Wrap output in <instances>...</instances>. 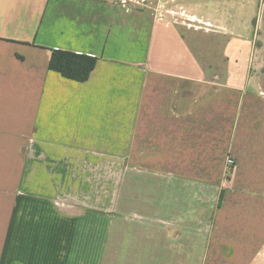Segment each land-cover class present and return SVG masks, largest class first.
I'll use <instances>...</instances> for the list:
<instances>
[{"label":"crops","instance_id":"1","mask_svg":"<svg viewBox=\"0 0 264 264\" xmlns=\"http://www.w3.org/2000/svg\"><path fill=\"white\" fill-rule=\"evenodd\" d=\"M212 1L208 17L197 0L196 16L216 28L223 64L191 57L177 20L118 0H0V264L262 255L264 78L253 21L264 27V12L254 0ZM54 49L96 56L89 79L50 69Z\"/></svg>","mask_w":264,"mask_h":264},{"label":"rangeland","instance_id":"2","mask_svg":"<svg viewBox=\"0 0 264 264\" xmlns=\"http://www.w3.org/2000/svg\"><path fill=\"white\" fill-rule=\"evenodd\" d=\"M189 3L187 4H180L177 0H126L124 5L127 9H137L140 11H146L149 13H153L155 16L162 18L164 20H177L187 31L186 36L188 39V48L190 50V56L191 57H197L204 62H213V61H219L223 64L226 62L227 57L224 55V50L222 52V49L224 47L221 45H217L216 41L219 39L218 36H216L218 33L214 32V29H216L213 26L212 21L204 20L202 18L198 19L197 12L199 10L200 13L203 12L202 4L197 5V0H187ZM206 6L204 8L206 13H209V16H211L212 8H213V1L212 0H205ZM253 12L256 14H261L264 12V0H254L253 5ZM253 24L258 29L256 30L254 27V31L258 32L256 33V37L254 38L255 48L258 50V53L255 54L256 62L259 63L260 67V73L261 76L264 78V29L263 22L260 21H253ZM264 28V27H263ZM250 34V33H248ZM248 36V35H247ZM250 37V36H248ZM228 39V38H224ZM202 40L205 42V46L197 45L199 41ZM198 41V42H197ZM196 43V44H195ZM162 48L166 47L164 45V42L161 43ZM175 44L172 43V47H174ZM171 48V47H168ZM242 53H241V61L247 63L249 59V53H250V44H246L242 47ZM154 54V50H152V55ZM257 56V57H256ZM257 58H259L257 60ZM194 72H196L194 70ZM235 166L231 165L230 163L227 166V170L225 173L224 180H229V174L230 172H234ZM227 183V182H226ZM205 196V202L206 204H213L214 203V196L212 197V189L210 188V191L208 190V187H206L204 191ZM111 200V198H110ZM254 264H264V251L262 255H260L257 260L254 262Z\"/></svg>","mask_w":264,"mask_h":264},{"label":"trees","instance_id":"3","mask_svg":"<svg viewBox=\"0 0 264 264\" xmlns=\"http://www.w3.org/2000/svg\"><path fill=\"white\" fill-rule=\"evenodd\" d=\"M97 61L98 58L96 56L54 49L51 54L49 67L66 78L76 81H86L95 69Z\"/></svg>","mask_w":264,"mask_h":264},{"label":"built area","instance_id":"4","mask_svg":"<svg viewBox=\"0 0 264 264\" xmlns=\"http://www.w3.org/2000/svg\"><path fill=\"white\" fill-rule=\"evenodd\" d=\"M121 4H125L126 0H118Z\"/></svg>","mask_w":264,"mask_h":264}]
</instances>
